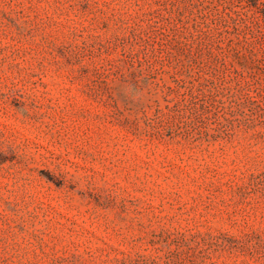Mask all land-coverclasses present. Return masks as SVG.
<instances>
[{
    "label": "rangeland",
    "instance_id": "374dc122",
    "mask_svg": "<svg viewBox=\"0 0 264 264\" xmlns=\"http://www.w3.org/2000/svg\"><path fill=\"white\" fill-rule=\"evenodd\" d=\"M0 264H264V0H0Z\"/></svg>",
    "mask_w": 264,
    "mask_h": 264
}]
</instances>
